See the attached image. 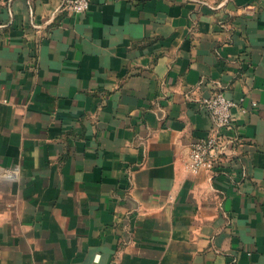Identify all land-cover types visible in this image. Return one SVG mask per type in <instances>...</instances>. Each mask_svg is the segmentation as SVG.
<instances>
[{
    "label": "crops",
    "instance_id": "0c3cea01",
    "mask_svg": "<svg viewBox=\"0 0 264 264\" xmlns=\"http://www.w3.org/2000/svg\"><path fill=\"white\" fill-rule=\"evenodd\" d=\"M66 1L0 0V264H264V0Z\"/></svg>",
    "mask_w": 264,
    "mask_h": 264
},
{
    "label": "built area",
    "instance_id": "2783aa9c",
    "mask_svg": "<svg viewBox=\"0 0 264 264\" xmlns=\"http://www.w3.org/2000/svg\"><path fill=\"white\" fill-rule=\"evenodd\" d=\"M65 7L76 13H84L90 7V0H67ZM202 102L211 113L215 126L211 134L192 144L188 161V168L192 172H198L201 168L214 169L222 164L232 142L227 132L233 127V109L238 104L223 91L214 92Z\"/></svg>",
    "mask_w": 264,
    "mask_h": 264
}]
</instances>
